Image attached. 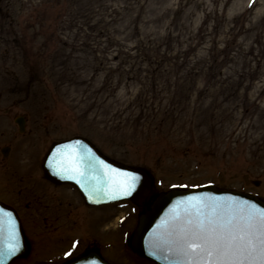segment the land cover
Instances as JSON below:
<instances>
[{
    "label": "rangeland",
    "instance_id": "obj_1",
    "mask_svg": "<svg viewBox=\"0 0 264 264\" xmlns=\"http://www.w3.org/2000/svg\"><path fill=\"white\" fill-rule=\"evenodd\" d=\"M73 135L145 170L147 202L205 183L264 200V0H0V198L28 241L10 264H155L128 246L140 207L46 177Z\"/></svg>",
    "mask_w": 264,
    "mask_h": 264
},
{
    "label": "water",
    "instance_id": "obj_2",
    "mask_svg": "<svg viewBox=\"0 0 264 264\" xmlns=\"http://www.w3.org/2000/svg\"><path fill=\"white\" fill-rule=\"evenodd\" d=\"M20 131L23 130V119L17 118ZM4 154L7 148L2 150ZM116 169L121 172L134 173L137 177L135 190L131 195L124 196L114 192L120 177L109 171ZM43 167L47 174L58 181L73 182L90 204H104L117 200L127 199L135 204L143 205L144 212L138 219L134 230L131 248L139 256L152 260L158 264H171L178 259L168 251L162 241L161 234L166 224L177 212H183L189 199L215 200L221 202L238 201L241 204L250 203L257 208H264V201L256 195L231 189L218 188L207 184L190 189H173L160 193L151 205L144 206V200L149 192L151 179L146 172L126 165L109 161L104 158L87 140L82 137L54 142L49 148ZM78 168L79 171L74 169ZM257 185V182H255ZM114 196V198H113ZM15 229L19 250L9 255L7 245L9 232ZM0 249L4 250L3 264L13 257L22 254L26 245L23 234L15 214L0 203ZM69 264H108L95 253H89Z\"/></svg>",
    "mask_w": 264,
    "mask_h": 264
},
{
    "label": "snow or ice",
    "instance_id": "obj_3",
    "mask_svg": "<svg viewBox=\"0 0 264 264\" xmlns=\"http://www.w3.org/2000/svg\"><path fill=\"white\" fill-rule=\"evenodd\" d=\"M106 167L120 177L114 192L131 195L138 177ZM161 238L178 257L171 264H264V208L238 201L189 199L183 212L166 224ZM7 249L9 255L19 250L14 228ZM3 255L0 249V264Z\"/></svg>",
    "mask_w": 264,
    "mask_h": 264
},
{
    "label": "flooded vegetation",
    "instance_id": "obj_4",
    "mask_svg": "<svg viewBox=\"0 0 264 264\" xmlns=\"http://www.w3.org/2000/svg\"><path fill=\"white\" fill-rule=\"evenodd\" d=\"M72 186H73V185H72ZM73 187H74V186H73ZM74 188H75V187H74ZM75 189H76V188H75ZM76 190H77V189H76ZM77 192H78V191H77ZM86 207H88V208H92V207H93V208H100L101 206H92V205L90 206V205H86ZM45 208H46V207L43 206L42 209H45ZM95 249H96L97 252H99L98 249H97L96 247H95ZM99 253H100V252H99ZM100 254H101V253H100Z\"/></svg>",
    "mask_w": 264,
    "mask_h": 264
}]
</instances>
